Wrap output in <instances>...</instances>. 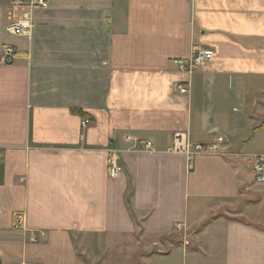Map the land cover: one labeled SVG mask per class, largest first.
Here are the masks:
<instances>
[{
  "label": "crops",
  "instance_id": "obj_1",
  "mask_svg": "<svg viewBox=\"0 0 264 264\" xmlns=\"http://www.w3.org/2000/svg\"><path fill=\"white\" fill-rule=\"evenodd\" d=\"M10 6L0 264H264V182L248 163L264 156V0H48L29 39L6 32ZM205 47L199 70L177 69ZM176 134L228 141L188 162Z\"/></svg>",
  "mask_w": 264,
  "mask_h": 264
},
{
  "label": "built area",
  "instance_id": "obj_2",
  "mask_svg": "<svg viewBox=\"0 0 264 264\" xmlns=\"http://www.w3.org/2000/svg\"><path fill=\"white\" fill-rule=\"evenodd\" d=\"M48 7V0H11V6L8 14V23L6 32L14 36H22L30 38L33 29V14L38 9H46ZM214 55L210 48H194L191 57L187 59H177L174 61L177 69L188 75L193 74L204 66ZM2 62L4 65L13 64L17 51L10 45H5L2 48ZM176 89L181 94H186L188 89L183 84H178ZM86 121L82 122L85 126ZM227 138L224 136H216L214 142L200 144L190 143L183 135L176 134L173 138L172 152L184 155L188 162H191L194 157L200 154H223ZM150 143H146L145 149L150 148ZM2 157V148L0 147V158ZM119 152L113 149L109 150L108 159V176L109 178H116L121 172L119 165ZM248 163L252 166L253 179L255 183L264 182V156H254L248 159ZM13 228L21 230L23 228V216L20 213L14 215ZM176 230L179 226L175 227ZM38 238L32 235V242H37Z\"/></svg>",
  "mask_w": 264,
  "mask_h": 264
},
{
  "label": "trees",
  "instance_id": "obj_3",
  "mask_svg": "<svg viewBox=\"0 0 264 264\" xmlns=\"http://www.w3.org/2000/svg\"><path fill=\"white\" fill-rule=\"evenodd\" d=\"M74 113L80 115L82 118H85V113H83L81 111H74Z\"/></svg>",
  "mask_w": 264,
  "mask_h": 264
}]
</instances>
